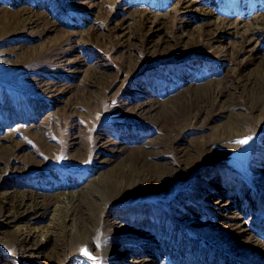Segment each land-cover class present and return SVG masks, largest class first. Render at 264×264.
<instances>
[{
    "label": "rangeland",
    "instance_id": "1",
    "mask_svg": "<svg viewBox=\"0 0 264 264\" xmlns=\"http://www.w3.org/2000/svg\"><path fill=\"white\" fill-rule=\"evenodd\" d=\"M74 254L264 264V0H0V264Z\"/></svg>",
    "mask_w": 264,
    "mask_h": 264
},
{
    "label": "bare ground",
    "instance_id": "2",
    "mask_svg": "<svg viewBox=\"0 0 264 264\" xmlns=\"http://www.w3.org/2000/svg\"><path fill=\"white\" fill-rule=\"evenodd\" d=\"M27 235H28V232L23 234L24 237L27 236ZM20 237H22V236H20ZM57 256H58V253H54L50 257L54 258V257H57ZM75 256H76L75 254L72 255L70 257L69 261H65V263H63V264H72L75 261V259H76ZM45 264H50L49 260Z\"/></svg>",
    "mask_w": 264,
    "mask_h": 264
},
{
    "label": "snow or ice",
    "instance_id": "3",
    "mask_svg": "<svg viewBox=\"0 0 264 264\" xmlns=\"http://www.w3.org/2000/svg\"><path fill=\"white\" fill-rule=\"evenodd\" d=\"M248 139H250V138H245L243 140L237 141V143L246 144L248 142ZM82 251L84 252L85 255H88V253L85 249H82ZM92 259H95V258H92Z\"/></svg>",
    "mask_w": 264,
    "mask_h": 264
}]
</instances>
